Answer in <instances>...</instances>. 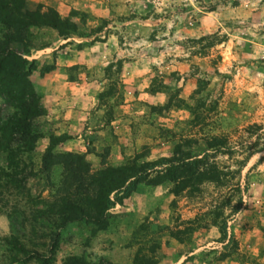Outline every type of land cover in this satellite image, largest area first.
Masks as SVG:
<instances>
[{
  "label": "rangeland",
  "instance_id": "obj_1",
  "mask_svg": "<svg viewBox=\"0 0 264 264\" xmlns=\"http://www.w3.org/2000/svg\"><path fill=\"white\" fill-rule=\"evenodd\" d=\"M61 1L60 16L24 0L39 22L8 44L0 4V70L14 55L33 61L42 108L24 152L33 172L24 197L0 187V264H264V0ZM48 7L65 35L44 25ZM64 107L70 126L54 118ZM12 111L0 92V119ZM60 134L72 140L56 151L83 155L91 171L101 157L114 166L168 158L150 176L170 177L140 183L94 235L83 221L59 229L43 218L29 231L21 222L40 206L29 200L47 199L60 179L56 166L48 178L38 172ZM202 170L218 178L200 179Z\"/></svg>",
  "mask_w": 264,
  "mask_h": 264
},
{
  "label": "trees",
  "instance_id": "obj_2",
  "mask_svg": "<svg viewBox=\"0 0 264 264\" xmlns=\"http://www.w3.org/2000/svg\"><path fill=\"white\" fill-rule=\"evenodd\" d=\"M0 4L3 8L1 24L6 33L3 37L6 36L7 44L20 40L28 26L39 22L32 21V13L24 9V0H0ZM46 10L49 12V20L44 25L56 29L60 35H65L68 28L64 20L51 8L48 7ZM37 11L38 9L35 12L39 13ZM27 53L28 48L22 49V54ZM19 56L16 58L14 55L0 70L2 84L0 92L8 98L13 109L12 117L0 119V155H4V162L0 163V187L5 188L4 191H7V186L11 187L21 199V196L24 197L23 186L26 177L33 174L28 170L24 152L31 148V140L36 137L32 133L31 122L41 113L42 108L38 103L40 95L28 78L33 69V61L24 59L21 54ZM66 138L64 134L52 138L50 136L40 155L38 172L45 173V178H48L56 166L60 168V179L57 185H51L52 191L47 199L29 200L33 205L40 204L39 207L30 210L25 220L21 222L30 221L29 231L34 229L35 221L43 218L54 228L59 229L68 223L83 221L90 226V235H94L106 228L107 210L115 204L122 205V200L129 197L140 183L156 185L170 177V173L166 171L161 173L155 171L154 175L150 176L153 167L169 162L168 158L114 166L106 164L101 157V167L91 171L83 155L71 151H56L55 147ZM251 154L252 152H248L245 159ZM172 167L168 166L163 170L168 171ZM217 178L214 172L200 171V179ZM53 244L56 245V240ZM20 251L26 250L21 247ZM103 264L110 263L105 261Z\"/></svg>",
  "mask_w": 264,
  "mask_h": 264
},
{
  "label": "crops",
  "instance_id": "obj_3",
  "mask_svg": "<svg viewBox=\"0 0 264 264\" xmlns=\"http://www.w3.org/2000/svg\"><path fill=\"white\" fill-rule=\"evenodd\" d=\"M85 1V0H84ZM91 1H89V3H90ZM33 3L34 4H36V3H41V4H43V5H46V6H50V7H52V8H54V10L58 13V15H63V14H65L67 11L65 10L66 8L65 7H67V5H66V3H64L63 1H61V0H25V5L27 6V7H29V8H31L32 6H33ZM86 4V3H85ZM53 30V29H52ZM73 63V61H69V62H67V64H65V65H70V64H72ZM56 69L55 70H53V72L54 71H56L57 69H60L61 67H55ZM51 76H58L59 77V80H58V82H57V84L59 85V86H62V87H66V88H70V84H71V82H66V81H64V79H61L60 78V74H57V73H52L51 74ZM51 79H53V77H51ZM49 83V82H48ZM54 84V83H53ZM70 91V90H69ZM67 93V92H66ZM72 99V97H71V95H70V97L67 99V101L69 102L70 100ZM66 108H68V109H66ZM72 113H73V111L71 110V109H69V107H64V108H62L60 111H58L57 112V114H58V116H56L55 115V117L54 118H57L58 119V121L60 122V123H63V124H65L66 126H70V125H72L73 124V120H71V118H69V117H72L73 118V116H72ZM68 124V125H67ZM61 132H62V130H61ZM67 133H70L69 131H66ZM72 139L70 138V139H65L63 142H61V143H59L57 146H63V147H67V144L66 143H68V141L70 142ZM172 263V262H171ZM171 263H167V264H171Z\"/></svg>",
  "mask_w": 264,
  "mask_h": 264
}]
</instances>
